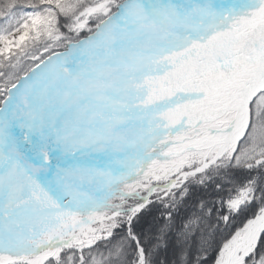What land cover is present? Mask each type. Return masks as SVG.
<instances>
[{
	"label": "snow or ice",
	"instance_id": "snow-or-ice-1",
	"mask_svg": "<svg viewBox=\"0 0 264 264\" xmlns=\"http://www.w3.org/2000/svg\"><path fill=\"white\" fill-rule=\"evenodd\" d=\"M182 205L264 264V0H0V264H207Z\"/></svg>",
	"mask_w": 264,
	"mask_h": 264
},
{
	"label": "trees",
	"instance_id": "trees-1",
	"mask_svg": "<svg viewBox=\"0 0 264 264\" xmlns=\"http://www.w3.org/2000/svg\"><path fill=\"white\" fill-rule=\"evenodd\" d=\"M191 205L185 207L181 206L180 211L177 213V219L173 223L171 230L169 231L168 235V241L169 245L168 248L165 252L162 253V257L164 255H167L171 258L174 259L173 256V250L179 246L183 245L186 249H191L195 255L198 256H204L205 254L203 253L202 249L204 247H208V253H207V264H213V260L211 259V256L213 255V247L214 245L212 244L213 240V235L211 232V229L208 230V234L205 235L203 230L199 234L193 230L191 234L185 239L182 235L184 225H186L194 215L195 212L190 210ZM161 216V211L158 209H151L146 215L141 223L145 228L148 227V225L151 223L153 217H155L157 220Z\"/></svg>",
	"mask_w": 264,
	"mask_h": 264
}]
</instances>
